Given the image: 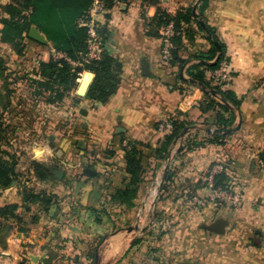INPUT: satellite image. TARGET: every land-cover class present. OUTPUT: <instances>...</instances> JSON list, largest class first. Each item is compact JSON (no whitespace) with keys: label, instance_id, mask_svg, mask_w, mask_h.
Wrapping results in <instances>:
<instances>
[{"label":"crops","instance_id":"1","mask_svg":"<svg viewBox=\"0 0 264 264\" xmlns=\"http://www.w3.org/2000/svg\"><path fill=\"white\" fill-rule=\"evenodd\" d=\"M199 2L122 0L97 17L100 29L105 28L104 34L100 31L101 39L123 66L118 91L102 106L73 104L74 93L59 106L34 99L28 79L35 78L39 62L50 61L56 51L49 41L42 45L28 39L24 41L25 55L19 56L14 46L1 42L0 22V56L18 78L3 122L17 129L15 136L27 134L28 138L22 139L34 141L35 157L38 150L42 158L52 156L46 162L32 158L53 174L40 181L31 168L36 180L65 183L63 191L67 190L64 194L69 197L74 190L78 193L69 211L56 208L51 219L50 210L42 207L45 215L30 222L22 213L26 211L23 199L11 198L12 186L0 189V208L17 204L22 217L20 223L0 217V264H20L25 259L28 264H44L51 256L50 264H91L97 251L98 264H264V168L258 158L264 153V0H211L204 12V21L226 46L233 74L229 89L242 99L234 125L240 121V130L232 133L224 146L205 144L176 155L172 166L175 177L156 205L158 218L146 232L126 230L136 225L149 186L159 176V162L154 160L163 138L159 126L182 113L194 126L208 129L204 122L214 118L212 112L201 111L207 98L204 88L185 80L191 79L188 71L201 63L195 56L212 47L198 27L199 19L182 23L185 34L176 62L163 59L164 27L156 22L160 13L174 18L190 9L194 13L195 6L199 16ZM10 3L0 0V20L3 8ZM212 76L207 73L208 79ZM90 79L89 73L83 74V83L88 85ZM23 84H28L27 89ZM82 110L87 111L84 119ZM206 136L203 130H196L187 134L182 144L202 142ZM0 140L9 148L4 152L13 155L17 139L12 135L7 139L0 132ZM131 144L139 145L143 152L144 171L135 206L127 208L111 204L110 198L124 187V150ZM67 164L75 170L74 182L61 171ZM217 165L224 166L231 193L241 196L238 205L215 198L214 187L206 179ZM86 169L96 175H87ZM60 171L62 179L55 175ZM59 193L53 190L52 207L59 203ZM156 194L157 187L151 197ZM196 199L204 200V205ZM103 208L109 216L97 222L95 210ZM134 215V222L126 224ZM147 216L145 211L140 227L150 225L145 224ZM219 218L228 221L224 234L204 227ZM30 256L37 257V263Z\"/></svg>","mask_w":264,"mask_h":264},{"label":"trees","instance_id":"2","mask_svg":"<svg viewBox=\"0 0 264 264\" xmlns=\"http://www.w3.org/2000/svg\"><path fill=\"white\" fill-rule=\"evenodd\" d=\"M102 1L105 2L106 8L110 10L117 2L122 0ZM210 1L200 0L199 2V18L203 19V21L204 12L208 8ZM95 2L96 0H11V3L3 8V17L0 20L3 25L1 30L2 43L14 46L17 54L24 56L27 49L24 41L31 39L29 32L32 27H36L45 35L56 51V55L50 61L39 62V71L34 74L35 78L28 79L32 89V96L37 101L47 105L59 106L65 99L78 91L83 84L82 76L85 73L91 75L90 82L85 95L76 94L73 98L74 104L80 105L82 102H90L95 106H102L108 103L118 91L122 80L123 66L119 59L108 51L105 42L101 41L103 50L99 58L89 59L87 56V28L80 25V20L88 17ZM196 18L198 17L194 15L191 9L185 13H179L174 18L165 13H160L157 16L156 22L160 28L169 25L171 21L175 25L177 35L173 38L175 49L172 50V62H176L179 59V45L185 34L182 23L197 21ZM197 23L200 31L207 34L212 45L208 53L195 56V59L201 63L194 65L188 71V75L192 80L203 85L207 98L200 106L202 113L208 114L212 112L214 114L213 121L208 122V119H206L204 125L220 130L231 129L237 120L236 111L239 110L242 104V99L233 90L229 89L233 74L228 66L226 71L228 74L227 79L217 81L214 76L211 79L207 77V73H214L219 70L223 62L226 61L229 64L226 46L221 42L215 29L205 22L207 26V31H205L200 22L197 21ZM215 42L219 43L222 52L216 64L212 65L211 63L218 56ZM13 76L14 73L8 67L6 59L0 56V132L7 139L13 133L16 134L17 130L12 128L11 125H5L3 122L4 114L10 110L12 105L11 98L14 92L12 86L18 80V78ZM210 91L218 93L216 98L219 101L211 97ZM81 114L87 116V111L82 110ZM168 122L171 124L172 129L163 132V138L159 141V145L154 152V160L159 162V168L161 167V162H164L169 157L172 148L181 139L185 129L195 125V123L187 120L182 113H179ZM230 136L231 134H214L206 136L202 142L190 143L187 141L185 145L180 147L177 155L179 156L193 147L205 144L224 146ZM14 152L11 155L0 150V189H8L14 182L18 183L19 181L20 175L17 171L19 157L17 151L14 150ZM124 154L126 161L124 187L117 189L115 194L111 196L110 203L133 208L139 187L143 182V152L139 149V145L131 144L125 148ZM258 158L264 164V153H261ZM31 168L40 181L53 177L52 172L42 163L33 161ZM174 177L175 170L171 167L162 191L171 185ZM213 187L214 189L232 192L229 177L225 170L214 176ZM21 194L23 206L27 212L30 211L29 206L35 203L41 204L45 211H49L54 204V195L36 193L28 187H25ZM19 208L20 206L17 204L6 205L0 208V217L7 221L16 220L20 223L22 217L18 214ZM95 213L97 214V222H102L103 216H109V212L104 208L100 211L95 210ZM158 215L156 213V218H158ZM103 238H100L99 243ZM94 258L95 254L92 255L93 261ZM50 261L48 259L44 264H50ZM93 261L91 264H93ZM20 264H28V260L25 259Z\"/></svg>","mask_w":264,"mask_h":264},{"label":"rangeland","instance_id":"3","mask_svg":"<svg viewBox=\"0 0 264 264\" xmlns=\"http://www.w3.org/2000/svg\"><path fill=\"white\" fill-rule=\"evenodd\" d=\"M21 87H22V84H20ZM24 87H28V84H23ZM80 88V87H79ZM76 93L77 92H74V95L76 96ZM79 93V92H78ZM74 104V102H73ZM81 117L85 118V116H82ZM83 118V119H84ZM14 131V130H12ZM6 132V131H5ZM2 133V132H1ZM27 135V134H26ZM24 134V136H20V135H17L15 136V134L13 133L12 136H14V138L17 139L16 141V144H17V153H18V157H19V162H18V166H17V171L20 175L19 177V181L18 183H15V185H12V189L10 190V194L11 195V198L12 199H20L22 198V191L24 190V188L28 187L29 189H32L34 190L36 193H47L48 195H53V190H56V191H59V195H58V202L56 201V204L54 207H52L50 209V212L48 213V217L53 219L55 217V209L56 208H59L61 209V211H69L70 209H72V200H73V197L75 198L78 194L76 190H74V192H72L73 194L69 197L66 194V191L67 190H64L63 189H67V185L61 181H54L52 183H42L38 180H36V178L34 177V174L32 172V169H31V164H32V160L34 159L33 157L34 154V148L36 147L34 141H25L23 140L22 138L24 137V139H27L28 138V135L26 136ZM30 137V136H29ZM186 137V136H185ZM184 137V138H185ZM184 138H181L176 144L175 146L172 148L171 152H170V155L169 157L161 163V167L159 169V176L158 178L156 177V179H154L151 183V185L149 186V189H148V192L145 196V199L143 200V203L140 207V214H139V217H138V221H136V225H139L141 224V218L143 216V213L146 211L148 213V216H147V220L145 221V224H148L149 222H154V220L156 219V207H154V203L157 201H159L161 198H163L165 192H167V188L170 187L171 185H169L164 191H162V188L165 186L166 182L164 183L163 187L161 188V190L159 191V193L156 194V196L154 197H151V192L156 188L158 187L161 179H162V176H163V172H164V169L167 165L170 166V168L175 164V159H176V155H177V152L178 150L180 149V147L183 145L182 141ZM45 141H48V139H44ZM4 141V140H3ZM0 143H2L0 145V150L1 151H7L6 149L9 150L8 146L5 145V141L4 143L0 140ZM178 148V149H177ZM13 151V150H12ZM39 150L37 151V154H38ZM42 152V151H40ZM36 154V157L34 160H37V161H45L46 160L48 161L49 159H52V156L51 157H45V158H42L41 155H37ZM33 158V159H32ZM68 165V164H67ZM62 166V169L61 171H65V173H67V175H69V177L71 178V180L74 182L75 181V176H76V173H75V170L73 168V166ZM162 166H164V169L162 171ZM60 171V172H61ZM77 177V176H76ZM207 180V179H206ZM64 187V188H62ZM10 189V188H9ZM65 193V194H64ZM76 200V199H75ZM204 201V200H203ZM41 208H40V207ZM30 207V211L29 213L27 211H25V213L22 211V213L24 214V216L28 219V221L32 222L34 221V219H38L39 216H43L45 215L44 213H42V210H43V206L41 204H32L29 206ZM62 214V213H61ZM134 218H135V215L134 217L132 218V221L131 222H126V224H131L134 222ZM38 223V222H37ZM102 238V237H101ZM44 252V251H43ZM45 257H47V254L45 253L44 254ZM49 256V254H48ZM48 259H52V256L51 258L49 257ZM56 260V259H55ZM52 262V261H50ZM55 262V261H54ZM71 262V261H70ZM69 264H72L69 263Z\"/></svg>","mask_w":264,"mask_h":264},{"label":"built area","instance_id":"4","mask_svg":"<svg viewBox=\"0 0 264 264\" xmlns=\"http://www.w3.org/2000/svg\"><path fill=\"white\" fill-rule=\"evenodd\" d=\"M108 9L105 6V2L102 0H96L94 5L92 6L90 13L87 18L80 20V25L87 28L88 35V58L94 59L99 58L103 47H102V39L100 35V26L97 23V17L99 15H104ZM177 35L175 30V25L173 22L169 23V25L165 26L161 31V38L163 42V59L169 61L173 59L172 50L174 48L173 38ZM229 64L228 62H223L220 69L213 73V76L217 81H222L227 79V68ZM172 126L169 122H165L159 126V130L162 132L171 130ZM261 165L264 168V164L261 162ZM224 171L223 165H217L212 173L209 175L207 181H209L213 185V179L216 174H219ZM158 188V187H157ZM215 198H218L222 201H230L232 205H238L241 196L236 193H231L222 189H214ZM196 202L200 205H204V201L202 199H196Z\"/></svg>","mask_w":264,"mask_h":264},{"label":"water","instance_id":"5","mask_svg":"<svg viewBox=\"0 0 264 264\" xmlns=\"http://www.w3.org/2000/svg\"><path fill=\"white\" fill-rule=\"evenodd\" d=\"M196 9H197V6L194 7V14L198 17L199 19V22L200 24L202 25L203 29L205 31H207V26L205 24V22L199 18V16L197 15L196 13ZM101 33L104 34L105 33V28L102 27L100 29ZM29 37L33 40V41H36L42 45H45L48 43V40L46 39L45 35H43L39 29H37L36 27H32L30 32H29ZM215 45H216V48H217V51H218V56L216 58V60L214 62H212L211 64L212 65H215L216 62L219 60L220 58V54L222 52V49H221V46L219 45L218 42H215ZM204 63V62H203ZM144 70L147 71V64L144 62ZM187 80L188 82L190 83H193V84H198L196 81L192 80V79H185ZM201 87H203L202 84H199ZM87 87L88 85H86L85 83H83L81 85V87L79 88V94L80 95H85L86 93V90H87ZM212 96L214 97H217L218 96V93L216 91H210L209 92ZM241 128V122L239 121L238 125L234 128H231V129H227V130H220V129H216V128H208V129H201L199 127H196V126H193V127H188L185 129V131L183 132V134L181 135V138H184L187 134L193 132V131H198V130H203L205 133H207V135H214V134H225V135H229V134H232L238 130H240ZM169 171H170V166L167 165L164 169V172H163V176H162V179L158 185V188H157V193H159V191L161 190V188L163 187L164 183L167 181V178H168V175H169ZM85 173L87 175H90V176H95L96 173L95 171L91 170V169H86L85 170ZM55 175L59 178V179H62L63 178V173L62 172H56ZM13 185H15V183H13ZM157 205V201L154 203V207H156ZM152 222L150 223L149 226L147 227H140L139 225H135V226H131L129 228H127V232L131 233V232H146L149 230V228L152 226ZM228 226V221L224 218H219L217 220H215L212 224L210 225H204V227L210 231H213L215 233H218V234H224L225 231H226V228ZM31 257V260L32 262L34 263H37V257ZM99 262V253L98 251L96 252V255H95V258H94V261H93V264H98Z\"/></svg>","mask_w":264,"mask_h":264}]
</instances>
